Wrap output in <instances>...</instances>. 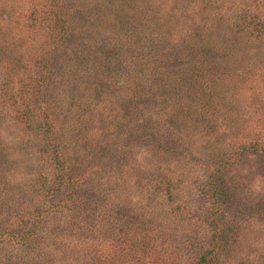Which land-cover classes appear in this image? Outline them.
I'll use <instances>...</instances> for the list:
<instances>
[{
  "label": "rangeland",
  "instance_id": "rangeland-1",
  "mask_svg": "<svg viewBox=\"0 0 264 264\" xmlns=\"http://www.w3.org/2000/svg\"><path fill=\"white\" fill-rule=\"evenodd\" d=\"M75 6L92 19L82 30L86 40L95 45L114 41L116 48L102 50H110L119 62L108 69L80 65L68 85L60 73H65L70 55L66 44ZM134 38L136 44L149 43L147 59L157 49L173 59L183 50L218 51L209 66L218 68L227 85L222 82L217 92L226 104L233 96L231 105L245 113L247 122L238 136L219 138L214 147L207 140L189 141L191 150L181 152L183 160L156 158L135 147L133 169H147L131 174L137 186L130 185V176L121 175V166L110 170L115 183L106 181L109 168L94 171L89 185L105 195L99 206L104 211H90L85 203L83 209L67 211L72 223L62 218L58 231L67 249L49 248L45 264H264V162L241 154L215 194L206 169L211 154L221 156L242 146L250 150L255 142L264 146V0H0V264H28V257H34L16 239L23 236L25 213L30 216L38 206L49 210L47 204L59 201L56 189L53 196L36 194L54 182L57 170L69 165L73 174L72 163L88 157L94 170L95 163L111 164L119 155L118 143L124 141L122 131L137 129L134 125L147 119L158 126L165 108L175 107L166 99L176 87H184L186 78L173 81L160 70L164 66H154L151 60L143 67L135 61L124 71V61L132 59L134 51L122 47L127 46L125 39ZM154 67L156 76L148 74ZM158 81L165 90L159 93L164 102L157 100ZM124 98L126 103L133 100L126 106L130 111L121 105ZM63 118L73 122L60 124ZM171 122L172 128L180 126V117ZM38 125L42 128L34 131ZM110 126L121 136L93 147L110 136ZM46 141L66 156L45 152ZM102 150L109 161L98 158ZM50 225L38 230L40 253L47 249L42 242ZM123 233L129 236L120 239Z\"/></svg>",
  "mask_w": 264,
  "mask_h": 264
},
{
  "label": "trees",
  "instance_id": "trees-1",
  "mask_svg": "<svg viewBox=\"0 0 264 264\" xmlns=\"http://www.w3.org/2000/svg\"><path fill=\"white\" fill-rule=\"evenodd\" d=\"M73 14L74 16L72 19L74 20L72 22H74V27L73 29L71 28L72 32L69 34L70 39L66 44V49L69 50L70 55L67 56L66 63H62H65V73H60L61 80H67L68 85L73 82V77L75 76L72 71L79 68L80 65L84 66L86 65L85 63H90L94 67H97L96 69H108L112 66L114 67L116 65L115 63L119 62L116 57L110 56L111 51L107 50L113 49V47L116 48V43L111 40H105L106 42L103 41L102 43L98 42L99 44L96 45L92 42H88V38L82 33V30L86 26L89 27L91 25L92 19L90 20L89 18H86L79 6L74 7ZM156 19L162 20L164 17H157ZM253 19H251L252 22ZM105 22L107 21L105 20ZM108 26H111V21L108 23ZM160 37H158L160 41L163 40V33L162 38ZM137 40H140V37ZM137 40L134 38L130 42L125 39L127 46L124 45L123 47L120 42L118 44L119 47H122V49L126 50V52L134 51L132 59H125L124 71H130L132 66L136 65V63H134L135 61H137L140 66L143 67L146 64H150L151 60V64H154V66H158L159 64L164 66L160 67V70L162 68L165 69L173 81L176 79L177 81H182L183 78H186V81H183L184 87L181 89L179 86L176 87L171 93V96L166 99L165 103H174L175 107H170L167 109L165 108V117L160 122H158V126H154L151 122L149 124L147 119L146 121L142 120L141 122H138V124L136 123L134 127L137 129H129L127 127L124 131H122L121 133L123 134L124 132L125 134L124 137L122 136L124 141L118 143L120 152L119 155L117 154V157L112 159L111 164L106 165L101 163V165L95 163L96 170H94L93 165H88L91 161V158L88 157V160L86 161L80 159L79 161H74L75 163H72L75 166L73 169L75 173L73 174H71V170L68 167L69 165H63L64 169L61 168L56 171V174L53 177L54 182L48 185L46 188L43 186L44 188L41 189L43 192L36 194L42 197H49L53 196L54 194L52 189H56V194L59 195V201L56 203L47 204L46 208L49 210H42V212L41 207L38 206L35 208L34 213H32L30 216L29 212L25 213V216L27 217L26 223L28 224L25 223V228L21 230L23 236L16 239V243L18 245L25 247L27 246L28 251L34 254V257L33 255L28 257V264H45L44 256L45 253L50 251L49 248H51V250L55 249L56 247L67 249L66 243H62V240L59 239L60 235L58 234V231L63 228L61 225H64L62 218H66L67 223H72L71 217L67 216V211L74 213L75 207L76 209H83V203L89 204L91 209L90 211H104V209L99 206L102 200L105 198V195L100 193L97 186L94 187L89 185L91 179L95 177L94 171L104 172L103 168H109V171H105V175L107 174L106 181L115 183V180L117 182L116 176H114L112 174L114 172L110 170H117V167L121 166V171H119L123 172L121 175L124 178H128L130 176V185L137 186L138 180L137 178L134 179L131 174L140 173L139 169H144V171H147V169L143 165L139 166V169H133V165L130 160L134 155L135 147L140 148L138 146H142V151L148 155L151 154L156 158H169L172 156L173 158L176 157L177 160H183L185 158V154H182L181 152L183 150L187 152L191 150L188 149V145H190L189 141H195V139L198 138L197 140H202L203 143L204 140H207V145H213L211 147H214L216 146L214 143L217 142L219 138H225V140H229L238 136L243 131L244 125L247 122L245 119V113L238 109L235 110V107L231 105L233 96H231L229 99V103L226 104V98L221 101V94L217 92L222 89V82L226 83L227 85V81L223 80V75L220 76L221 72L218 71V68L215 66H209V64L212 63V58H217L218 55H220L218 51H215V49L212 48L203 51L183 50V52L181 51L176 55L178 59L175 57V59H173L170 54L167 56L166 52H162L161 50L157 49L153 53L152 57L147 59L144 50L149 47V43L146 45L144 41L142 45L141 42L140 44H136L138 42ZM155 42L154 44H156ZM71 45H73V47H71ZM93 48L96 49V51ZM102 48L107 49L102 50ZM156 54L160 55L155 60H153V56ZM134 58H136V60ZM156 68L157 67H154L153 69L151 68L148 74H153V76L159 74L156 73ZM102 77L103 78L101 81L104 82V84L107 83V78L104 79V75ZM158 84L160 88H156L157 100L164 102L165 100L162 99V97H159V93H163L165 90H162L161 88V81H158ZM128 98H124L121 101L122 107L125 108L124 111L129 110L126 106L133 103V100H129L126 103ZM130 98L132 99V96H130ZM176 107L179 108L178 112H176ZM183 110V113L186 115L184 119H182L181 116V114H183ZM177 115L180 117L181 124L180 126H175L172 128L170 123H172V119ZM99 116L102 117V115H98V117ZM168 118L170 119L167 120ZM63 119H59L60 124L69 125L73 122L71 121L68 123L70 120L69 118ZM41 128L42 127L38 125L34 128V131L40 130ZM110 129L111 126L109 127L110 136L108 135L105 137V139L99 140L100 143H97L96 145L94 144L93 147H96L97 145H103L105 144V141L116 137V129ZM121 133H119L117 137H120ZM93 135L96 137H92L93 139H97V135L99 138L102 136L100 133ZM44 144L46 147L45 152H51L52 154L55 153L57 156L56 158H60L61 155L64 157L66 156L60 152H55V150L51 148L52 145L55 147L53 142L51 144V142L46 141ZM220 146L221 145H219V147ZM250 147L251 151L248 149L249 147L247 148L246 146H242L239 148L234 147L232 150L230 148V152L228 154L224 152L225 154H222L221 156L213 157L212 154H209V158L206 156L208 160L206 169L207 171H210L208 174L210 179L209 188L212 189L213 194H215L218 190V183H220L229 174V172L234 169L233 167L237 166V163L241 159V154L246 153V156L249 154L251 155L250 157L253 158L254 156L256 160L264 162V146L255 142ZM97 154L100 160L109 161V155L106 154L105 150L97 151ZM179 155H181V157H179ZM70 160H72V158ZM66 161L67 159L65 158V163ZM215 161H218L219 164L212 165L215 164ZM146 173L149 174V172ZM153 182L154 181H152V184L150 185H153ZM61 186L65 187V191L63 190V193L59 192ZM99 186L102 187V185ZM143 189H146V187ZM76 199H78L79 202L74 201ZM70 201L73 203V207H69ZM40 204H43V202ZM48 224H51V228H49V230H45V239L42 242V245L46 246L47 249H43V251L40 253V246L38 247V242L36 240V238L39 237L38 230L41 226V228H43ZM4 232V229H2L1 233ZM123 234L120 236V239L129 236L128 234ZM145 245L148 247V241H145L144 247ZM201 260L206 262V256H203ZM20 264L25 263L21 262Z\"/></svg>",
  "mask_w": 264,
  "mask_h": 264
}]
</instances>
